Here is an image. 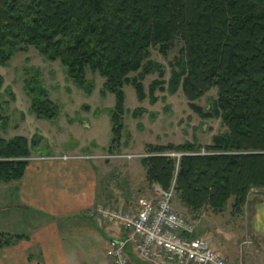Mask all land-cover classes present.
<instances>
[{
    "label": "trees",
    "instance_id": "16d2710c",
    "mask_svg": "<svg viewBox=\"0 0 264 264\" xmlns=\"http://www.w3.org/2000/svg\"><path fill=\"white\" fill-rule=\"evenodd\" d=\"M178 41L182 56L166 83L164 68L150 60L151 50L166 56ZM31 49L59 61L68 80L88 95L94 90L89 72L104 80L102 96L116 99L107 153H120L126 145L125 86L134 88L139 103L149 98L151 105L157 91L182 90L196 115L222 120L227 132L210 145L150 144L140 160L147 182L173 189L191 212L224 213L233 200V214L239 216L249 194L264 191V0H0V67ZM155 73L159 79L147 95L144 81ZM26 75L29 114L56 121L60 107L40 72L27 69ZM4 84L0 74V100ZM213 89L218 100L206 113L196 103ZM145 113L139 108L133 118ZM0 123L6 132L8 119L0 117ZM42 142L38 135L0 136V184L21 181ZM21 239L0 233V249Z\"/></svg>",
    "mask_w": 264,
    "mask_h": 264
},
{
    "label": "crops",
    "instance_id": "0c3cea01",
    "mask_svg": "<svg viewBox=\"0 0 264 264\" xmlns=\"http://www.w3.org/2000/svg\"><path fill=\"white\" fill-rule=\"evenodd\" d=\"M66 140L63 145L48 144L44 154L33 153V157L44 160L30 162L21 181L0 184V233L22 236L13 246L0 249V264H113L106 256L108 244L126 241L128 233L105 219L100 208L129 211L136 210L141 200H158L137 160H55L91 155V151L82 152L85 146L65 150L70 144L69 138ZM95 143L86 148L98 151ZM177 208L195 226L199 237L214 244L207 220L224 213L208 209L193 213L180 201ZM229 211L234 216L232 208ZM240 216L246 223L247 244L254 245L255 259L264 264V191L249 194ZM127 248L131 264H151L136 255L130 245ZM228 260L234 262L233 258Z\"/></svg>",
    "mask_w": 264,
    "mask_h": 264
},
{
    "label": "rangeland",
    "instance_id": "374dc122",
    "mask_svg": "<svg viewBox=\"0 0 264 264\" xmlns=\"http://www.w3.org/2000/svg\"><path fill=\"white\" fill-rule=\"evenodd\" d=\"M182 47L181 42L174 43L172 50L166 56L161 55L158 49L151 50L150 60L164 68L166 83L172 76L175 60L182 56ZM27 69L40 72L41 79L50 92L51 100L59 105L61 112L56 121L38 120L29 114L31 102L24 91V81L29 78L26 75ZM0 74L5 81L0 100V117L7 118L9 121L6 132L2 130L0 123L2 138L7 140L15 137L31 139L35 135L41 136L44 139L39 147L40 150L38 149L41 154L45 153L44 148L48 144L63 145L67 138H69L70 144L65 150L73 151V148L78 145L85 146L83 153L91 151V156L107 153L105 148L109 147L112 140L110 111L114 109L116 99L110 93L102 96L104 80L98 74L94 75L89 72L87 75V79L92 83L94 89L92 94L88 95L68 80L65 69L59 61L49 62L33 49L27 54L15 55L6 68L0 67ZM158 79V73L146 77L144 88L147 95L150 85ZM124 93L125 129L122 142L126 145L120 151L122 154H145V147L150 144L178 146L184 143H197L207 146L211 144L214 137L227 132L221 119L204 120L196 115L189 107L182 90H179L175 95H170L167 91L164 93L157 91L155 105L150 104L149 98L144 103H139L132 86H125ZM217 100L218 91L213 89L196 105L207 113L214 110ZM139 108L144 109L146 113L140 119H134L133 113ZM92 141L99 145L98 151L86 148ZM102 145L105 146L100 147ZM73 156L75 157V155ZM85 156L87 155L79 157ZM37 158L40 157H33V159ZM119 161L127 163L135 161V159ZM137 161L140 162V159ZM232 204L233 200L228 204L229 210ZM177 205L178 200L175 196L173 208L178 213ZM229 210L219 218L213 217L207 220V224L212 229L211 238L214 239V244L211 243L213 245L205 238L199 237L196 232L197 237L204 240L228 264H258L254 256L257 254V250L253 249L254 245L247 244L250 240L244 233L246 223H242L240 215L230 216L231 211ZM218 249L222 250L221 254L216 251ZM228 258H233L236 263L230 262Z\"/></svg>",
    "mask_w": 264,
    "mask_h": 264
},
{
    "label": "built area",
    "instance_id": "2783aa9c",
    "mask_svg": "<svg viewBox=\"0 0 264 264\" xmlns=\"http://www.w3.org/2000/svg\"><path fill=\"white\" fill-rule=\"evenodd\" d=\"M173 156V155H172ZM142 155H126L122 153H106L99 156L57 157L55 160H89V161H119L141 160ZM44 158L29 159L32 161ZM156 201L141 200L133 212L115 211L110 207L100 208V214L107 220L118 224L129 234L124 242L111 241L108 244L106 256L113 264H131L128 246L141 259L151 264H228L209 245L197 237L195 226L173 208L174 190H163L154 185Z\"/></svg>",
    "mask_w": 264,
    "mask_h": 264
}]
</instances>
